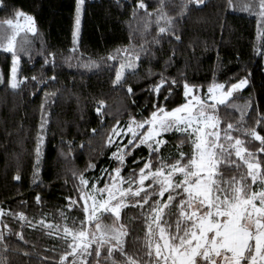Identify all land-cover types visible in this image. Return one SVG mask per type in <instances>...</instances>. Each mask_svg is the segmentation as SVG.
<instances>
[{"label":"trees","instance_id":"obj_1","mask_svg":"<svg viewBox=\"0 0 264 264\" xmlns=\"http://www.w3.org/2000/svg\"><path fill=\"white\" fill-rule=\"evenodd\" d=\"M159 2L146 0L148 11L154 12ZM5 4L8 7L0 8V19L12 17L14 11H23L35 18L39 33H32L28 38L31 41V58L21 55L19 76H42L47 81L37 88L29 79L15 90L6 82L0 84V207L24 212L33 224L44 219L54 225L60 224L62 230L65 221L59 215L61 211L68 216L70 227L73 220L78 226L84 219L83 201L79 200L74 187L78 181L72 177L71 170L84 172L90 182L100 177L97 187H103L108 177L101 170L116 167L115 160L110 159L115 147L106 144L111 126L116 119L125 125L130 115L141 120L153 110L155 96L149 88L159 77H149V70L152 73L164 72L179 81V86H173L167 102L164 101V96L168 95L166 90L159 98L166 110L184 102V79L202 86L198 91L203 95L214 80L224 82L233 77L232 82H235V78L250 73L249 84L236 95L234 103L243 105L251 98L254 106L264 111V58L255 55L253 50L257 43L256 17L240 10H228L226 0H206V6H190L183 16L178 15L181 0H165L164 10L177 18V34L181 39L176 41L174 37H166L160 45H152L155 58L142 56L137 62L135 75L132 70H126L123 87L113 85L115 70H109L111 65H118V61L102 62L101 58L106 60L109 53L115 54L117 49L151 41L157 34L155 23L145 29L149 18L143 10H137L133 15L135 0H85L80 40L75 52L72 51L75 0H5ZM173 49V63L165 70V61L172 56ZM50 52L56 54L54 68L52 64H45V57ZM89 58L100 62V66L84 67ZM10 64V54L0 51V71L5 78ZM53 75L56 76L55 81L49 79ZM128 85L132 86L134 95L127 93ZM34 91L35 95L32 94ZM45 92L49 93L47 98ZM100 100L105 102L104 111L107 113L103 122L95 111ZM41 104H45L48 124L42 145L40 179L33 184ZM219 115L222 128L240 118V112L231 106H219ZM256 117V111L249 109L244 120L248 126H253ZM91 129H96V133ZM257 130L264 135V126H258ZM162 135L167 141L166 147L162 146V156H178L177 145L185 153H190L189 142L181 145L184 140L181 133L170 131ZM127 139V136L116 138L121 144L127 143ZM247 146L258 147L259 142L254 141ZM260 155L264 157V153ZM147 156L145 146L134 150L126 159L121 174L127 177L130 168L142 166L143 161L134 165L133 159ZM89 161L96 167L85 171ZM18 170L21 181L13 180ZM124 186L127 187L126 184ZM37 193L42 197L40 204L35 200ZM66 197H73L78 203L69 209ZM107 217L112 220L108 213L104 214L103 220ZM2 219L13 230L9 233L0 224L8 246L5 252L4 244L0 243V255L7 257L8 264H44L45 257L48 258L47 264H58L59 255L66 249L60 235L55 232L49 235L48 230L41 229L39 224L35 228L25 225L22 229L24 240H21L15 233L21 231L24 222L8 215ZM120 222L129 228V235L125 237L126 248L130 252L138 251L143 246L145 231L140 209L129 204L122 209Z\"/></svg>","mask_w":264,"mask_h":264},{"label":"snow or ice","instance_id":"obj_2","mask_svg":"<svg viewBox=\"0 0 264 264\" xmlns=\"http://www.w3.org/2000/svg\"><path fill=\"white\" fill-rule=\"evenodd\" d=\"M84 5L85 0H75L73 52L79 45ZM190 6H206V0H181L178 15L183 16ZM226 6L228 10H240L256 17L257 43L253 50L255 55L264 57V0H239V3L226 0ZM7 7L5 0H0V8ZM148 7L146 0H135L133 15L137 10H143L149 18L145 29L155 23L156 36L138 46L117 49L115 54L109 53L106 60L101 58L102 62L118 61V65L109 68L115 70L114 86L126 84V70H132L135 75L137 62L142 56L155 58L152 45H160L166 37H174L176 41L181 39L177 34V18L164 10L165 0H160L154 12H149ZM21 31L25 33L22 43L17 41ZM29 32L39 35L35 18L23 11H14L13 18L0 20V51L11 56L7 78L0 71V83L6 82L13 90L29 79L37 88L47 83L42 76H19L21 55L31 58V41L27 39ZM55 55L48 53L45 64H52L54 68ZM174 55L175 49L165 61V70L173 63ZM83 66L95 68L100 66V62L89 58ZM148 75L159 77L149 88L155 96L153 110L141 120L130 115L125 125L116 119L111 126L106 144L115 147L110 159L115 160L116 167L101 170L108 177L103 187H97L100 177L90 182L84 172L71 170L72 177L78 181L74 187L79 200L83 201L84 219L79 225L73 220L70 227L67 223L69 218L63 211L59 213L65 221L61 230L60 224L54 225L44 219L33 224L24 212H12L3 207H0V224L11 233L13 230L2 218L8 215L23 221L21 231L15 233L21 240H24L22 229L25 225L35 228L39 224L41 229L48 230L49 235L53 232L60 235L66 249L59 255L58 264H264V157L260 155L264 153V135L257 130L258 126H264V111L254 106L251 98L243 105L234 103V94L249 84L251 74L235 78V82H232L233 77L224 82L214 80L203 95L198 91L202 86L184 79V102L171 110H166L159 98L166 90L168 95L164 96V101L167 102L173 86H179V81L164 72L152 73L149 70ZM49 79L55 81L56 76ZM127 93L134 95L131 85L127 86ZM32 94L35 95V91ZM48 96L49 93L45 92V97ZM104 103L103 100L98 101L95 109L102 122L107 115ZM221 105L231 106L240 112L238 120L227 123L223 128L219 115ZM40 107L33 184L40 179L42 145L48 124L45 104ZM249 109L257 113L253 126H248L244 120ZM96 131L91 129L94 134ZM170 131L184 136L181 145L189 142L190 153H185L177 145L178 156H162V146L167 145L162 134ZM122 136L128 137L127 143L121 144L116 140ZM254 141L259 142L258 147L247 146ZM141 146L148 149V156L134 158L132 163L140 165L143 161L142 166L130 168L128 176H123L121 172L126 159ZM95 167L89 161L85 171ZM21 179L18 170L13 180ZM65 199L69 209L78 203L73 197ZM35 200L37 204L42 202L40 193L36 194ZM129 204L140 209L145 228L143 246L133 252L125 246L129 228L120 222L122 209ZM105 213L110 214L112 223L103 222ZM5 239L4 231L0 230V243L4 244L7 252ZM47 259L44 258V264H47ZM0 264H8L6 256L0 255Z\"/></svg>","mask_w":264,"mask_h":264},{"label":"rangeland","instance_id":"obj_3","mask_svg":"<svg viewBox=\"0 0 264 264\" xmlns=\"http://www.w3.org/2000/svg\"><path fill=\"white\" fill-rule=\"evenodd\" d=\"M13 17H14V15L12 17H10V18H13ZM3 19H5V18H1L0 20H3ZM74 21H75V17H74ZM73 29H74V22H73L72 32H73ZM31 34H32L31 32L27 33V39L30 37ZM24 39H25V33L23 31H21L20 34L17 36V41L22 43ZM241 90L238 93L234 94V95L235 96L238 95L241 92ZM145 127H147V126H145ZM103 222L106 223V224H110V223H112V220L110 219V217L109 218L107 217L106 219L103 220ZM69 259H71V257H69Z\"/></svg>","mask_w":264,"mask_h":264}]
</instances>
